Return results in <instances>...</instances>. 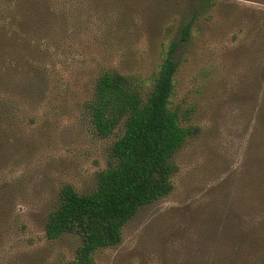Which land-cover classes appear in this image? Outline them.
Here are the masks:
<instances>
[{
    "label": "rangeland",
    "instance_id": "374dc122",
    "mask_svg": "<svg viewBox=\"0 0 264 264\" xmlns=\"http://www.w3.org/2000/svg\"><path fill=\"white\" fill-rule=\"evenodd\" d=\"M215 1L180 61L170 100L171 107L188 112L183 125L199 128L173 158L172 192L139 212L124 227L122 243L99 252L96 264L199 263L208 245L203 241L205 213L199 211L213 212L218 204L239 220L238 251L229 250L230 259L236 264H264V150L256 144L264 143V129L255 116V106L263 109V101L261 94L257 103L251 97L253 54L248 33L255 12L264 10V0ZM110 45L104 51L102 44L89 40L77 47L85 50L74 55L59 88L45 103L15 99L23 113L24 138L39 146L27 164L4 171L18 189L13 225L0 228V264H64L81 244L75 234L46 240L40 200L46 194L49 198L61 182L79 193L92 190L96 174L108 165L110 145L122 133L119 127L108 138L97 136L81 108L82 100L102 67L133 74L147 96L161 62V48L146 38L124 48L115 42ZM39 189L40 195L35 193Z\"/></svg>",
    "mask_w": 264,
    "mask_h": 264
},
{
    "label": "trees",
    "instance_id": "16d2710c",
    "mask_svg": "<svg viewBox=\"0 0 264 264\" xmlns=\"http://www.w3.org/2000/svg\"><path fill=\"white\" fill-rule=\"evenodd\" d=\"M215 4V0H0V228L13 225L18 189L4 171L27 164L39 146L24 138L23 113L15 99L45 103L59 88L63 70L74 62V55L85 50L77 47L89 40L102 44L105 51L110 42L124 48L143 37L157 42L161 62L147 96L133 74L108 67L95 72L81 108L100 138L110 137L119 127L122 133L110 145L108 165L96 174L92 190L79 193L61 182L49 198L46 194L40 200L46 240L75 234L81 244L64 264H96L99 252L122 243L124 227L139 212L171 194L173 158L199 132L197 126L183 125L187 111L170 106L175 78L198 34V24L209 19ZM255 13L248 29L253 54L251 97L257 103L262 96L263 109L256 105L255 116L264 129V90L260 93L264 89V10ZM35 122L31 120V125ZM256 144L264 150L263 142ZM35 193L40 195L41 190ZM218 206L213 212L199 211L205 213L203 241L208 245L204 243L201 262L185 264H236L229 250L237 254L239 220L232 210Z\"/></svg>",
    "mask_w": 264,
    "mask_h": 264
}]
</instances>
